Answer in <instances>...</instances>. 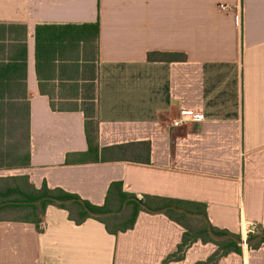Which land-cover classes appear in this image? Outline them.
<instances>
[{
    "label": "crops",
    "instance_id": "0c3cea01",
    "mask_svg": "<svg viewBox=\"0 0 264 264\" xmlns=\"http://www.w3.org/2000/svg\"><path fill=\"white\" fill-rule=\"evenodd\" d=\"M98 23L99 51L93 32L70 28ZM0 24L10 39L24 28L26 44L31 165L18 175L96 207L120 182L139 199L205 206L212 227L235 235L264 223V0H0ZM94 85L90 152L85 114L73 107ZM183 110L205 119L174 126ZM132 143L141 162L110 149ZM42 220L0 221V264H199L218 249L198 241L166 262L185 230L165 214L141 211L117 235L54 205ZM218 264H264V245Z\"/></svg>",
    "mask_w": 264,
    "mask_h": 264
},
{
    "label": "trees",
    "instance_id": "16d2710c",
    "mask_svg": "<svg viewBox=\"0 0 264 264\" xmlns=\"http://www.w3.org/2000/svg\"><path fill=\"white\" fill-rule=\"evenodd\" d=\"M73 36H83L85 33L93 32L97 51H99L100 25H71ZM21 27L19 38L12 37L5 25L0 24V173L14 170H25L30 163V102L27 95L26 86V44L22 42ZM85 41L84 37H78ZM13 41V42H12ZM17 41V42H16ZM10 42V43H8ZM162 60L174 58L184 59L183 55L160 54ZM150 59L152 56L150 55ZM97 79V78H96ZM78 89V88H77ZM85 90V89H84ZM82 102L74 104V109L81 110L85 114L86 133L90 146V152L96 151L99 146V115L97 85L93 91L84 92L81 96ZM52 108L59 109V104L51 103ZM139 146V151L136 149ZM142 144H123L110 148L117 153L119 159L141 162ZM146 162L148 159L145 160ZM44 197H54L58 199H79L75 195H69L60 191L49 190L46 185L37 189L30 182L28 175L5 176L0 175V205L11 202L0 208V221L10 219L12 221L32 223L39 226L43 221L46 208L54 205L69 212L70 220L76 224H82L87 219H95L105 225L108 233L117 235L132 229L136 223L138 214L146 211L138 201H130L127 209L122 214L107 217L95 218L89 215L80 203L71 205H60L53 201H43L41 204H30ZM135 198L150 208L161 209L168 206H179L190 212L206 215L205 206L191 203H182L163 198H153L144 196L139 199L135 194L124 192L122 183H112L103 207H96L86 202V205L95 212H114L122 210L127 199ZM83 201V200H82ZM150 213V212H149ZM170 219L183 226L185 232L178 250L170 255L166 262L179 261L184 259L186 251L191 245L198 241L212 242L218 246L217 251L205 262L199 264H218L219 260L232 253H240L241 246L229 240L216 242L211 238L207 230L206 221L200 217H190L185 214L169 210L164 213ZM218 235L231 234L228 231H221L214 228ZM262 232L249 234V239H253ZM240 237V236H238ZM241 238V237H240ZM264 245V240L258 244L249 246L258 248Z\"/></svg>",
    "mask_w": 264,
    "mask_h": 264
},
{
    "label": "water",
    "instance_id": "95a60500",
    "mask_svg": "<svg viewBox=\"0 0 264 264\" xmlns=\"http://www.w3.org/2000/svg\"><path fill=\"white\" fill-rule=\"evenodd\" d=\"M132 200L138 201L140 203V205L146 211H148L150 213H153V214H164V213L168 212L169 210H173V211H176V212L181 213V214H185V215L190 216V217H200V218H203L206 221L207 230H208L209 235L216 242H224V241L232 240V241L236 242L239 245L252 246V245L258 244L259 242H261L262 240H264V233L259 234L255 238L249 239V240H243L242 238L238 237L235 234L218 235L214 231L212 225L209 223L206 215H203V214H200V213H195V212H190L187 209H185L183 207H179V206H168V207H164V208H161V209H153V208L148 207L144 203H141L139 200H137L135 198L127 199L124 202V204H123L122 210H120V211H114V212H95V211H92L86 205V203L84 201L79 200V199H74V198H72V199H58V198H54V197H44V198H42L40 200L31 202L30 204H34V205L41 204L43 201H53V202H55L57 204H60V205H71V204H75V203H80L83 206V208L85 209V211L89 215H91L92 217H95V218H100V217H107V216H111V215H116V214H122V213H124L126 211V209H127L128 203L130 201H132ZM10 203L11 202L3 203V204L0 205V208L4 207V206H6V205H8Z\"/></svg>",
    "mask_w": 264,
    "mask_h": 264
},
{
    "label": "built area",
    "instance_id": "2783aa9c",
    "mask_svg": "<svg viewBox=\"0 0 264 264\" xmlns=\"http://www.w3.org/2000/svg\"><path fill=\"white\" fill-rule=\"evenodd\" d=\"M220 10H225L227 9V6L220 5L219 6ZM205 116L201 113H195L190 110H183L182 111V119L180 121L174 122V126H179L183 121L187 120H195L197 122H202L204 121ZM40 228H44V223L43 221L40 223ZM264 230V223H252L248 226V229L246 231V234H256L259 232H262Z\"/></svg>",
    "mask_w": 264,
    "mask_h": 264
},
{
    "label": "rangeland",
    "instance_id": "374dc122",
    "mask_svg": "<svg viewBox=\"0 0 264 264\" xmlns=\"http://www.w3.org/2000/svg\"><path fill=\"white\" fill-rule=\"evenodd\" d=\"M7 174V175H6ZM17 173L14 171V172H11V173H3V174H1L0 173V175H5V176H13V175H16ZM18 175V174H17ZM237 236H240L242 239H245V240H249V235H247L246 234V232L244 233V234H237ZM239 245V244H238ZM241 247H245V248H247V247H249V246H247V245H240Z\"/></svg>",
    "mask_w": 264,
    "mask_h": 264
},
{
    "label": "bare ground",
    "instance_id": "6f19581e",
    "mask_svg": "<svg viewBox=\"0 0 264 264\" xmlns=\"http://www.w3.org/2000/svg\"><path fill=\"white\" fill-rule=\"evenodd\" d=\"M243 240H245V239H243Z\"/></svg>",
    "mask_w": 264,
    "mask_h": 264
}]
</instances>
